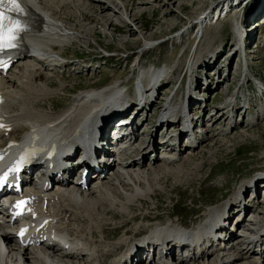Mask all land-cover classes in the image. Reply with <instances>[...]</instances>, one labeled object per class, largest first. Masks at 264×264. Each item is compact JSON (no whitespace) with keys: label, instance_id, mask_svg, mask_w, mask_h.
<instances>
[{"label":"bare ground","instance_id":"bare-ground-1","mask_svg":"<svg viewBox=\"0 0 264 264\" xmlns=\"http://www.w3.org/2000/svg\"><path fill=\"white\" fill-rule=\"evenodd\" d=\"M88 1L96 5L87 4ZM160 1L164 4V7H166L168 2L171 3V0ZM215 1L213 0V2ZM17 3L22 9L20 12H8L6 8L2 9L5 10L7 16L18 21L24 28L15 42L16 46L8 51L12 54L8 56L7 60H13L14 58L16 60L10 63L6 73L0 77V122L12 126L9 135L13 131L21 129V135L16 140L18 142L10 148V151H15L25 145L41 151L49 150L50 153H47V155L44 152L39 153L35 162L37 164L44 162L47 165H52L55 162L56 154L65 143L73 135L89 126L94 112L100 110L104 105V95L119 85V83L103 91L82 92L74 98L73 103L67 108L68 111L60 115H52L47 112L48 108L44 110L37 106L35 109L31 107L26 112H13L12 110L19 107L21 105L20 102L25 100L21 90H32L35 86L34 82L37 79H50L56 68L60 69L67 65L66 61L61 62L58 60V57L63 56L67 47H74V45L76 47H83L84 45L89 47V42L92 41L91 39L95 34V28L92 27L90 30H85L86 27L83 22L94 14L95 10H97L98 19H104L103 23L106 25L103 27H112L113 33L116 34L121 32L122 26L133 36L140 34L138 33L139 29L136 28L139 20L137 15L133 14L134 6H131V3L129 4L127 0H110V2H106L105 0H17ZM234 6H238L237 0H218L214 4H210L201 16L195 17L191 21L187 20L185 25L188 26L190 24L188 29H184L173 39L170 38L168 40L171 44L179 45L181 40L185 39L184 36L191 29L196 28L197 35L194 37L195 48L191 51L187 50L185 55L183 54L181 57V62L179 61L173 69L169 68V71L166 72V74H169V77L157 87V95L150 101L149 105L145 109L137 110L128 124L118 128L123 130L116 141L121 149L117 153L107 152L106 163L99 165L96 172H92L95 176L90 175L87 177V184L84 188H81L79 185V178L62 180L54 184L50 189H44L42 182L38 184L23 182V191L25 192L27 205L21 214H15L12 210L8 209V206L0 204V243L6 244L5 250L0 245V264H102L101 258L106 256H111L108 264H264V200H258L259 203L257 202L261 194L264 199V174L251 180L252 186L248 184L249 182L240 186L234 197L224 202L221 207L211 208L204 214L200 223L197 222L194 228H191L196 229V232H192V234L182 233L179 237L175 236L171 232V229L176 225L190 227L189 225L178 224L177 222L163 224V226L156 224L153 227L146 228H141L138 225L135 233H130L131 228L120 227L117 230H123V232L117 240H109L108 237H104L102 231L103 225L111 224L113 221L110 219L116 218L115 213H105L103 211V207L108 201L111 202L112 206L121 205V198L123 197L125 199L124 205L136 206L142 199L144 201L149 200L151 191L142 192L138 185L146 182L150 174L162 172L163 167L168 168L169 166H173L178 170L175 174L177 179L175 183L177 186H181L188 182V180L200 178L203 168L217 161L218 152L216 151L209 153L207 161L201 159L202 162H196V159L192 158L191 153H188L185 157L183 156L191 150L190 148L195 149L196 146H199L203 142L212 140V137H209L208 134L200 133L198 130V127H202L201 124H204L202 120L205 119L207 114H204L203 117L201 115L197 116V112L199 113L197 108L200 105L192 106L193 109L189 113V121L193 124L194 134L197 137L193 145L187 144L184 146L181 145L184 142H181L176 146H160L155 141V135L161 129L154 126V122H151L152 117L148 116V113L156 111V107L161 106L158 101H160L162 96L160 95L161 92L163 93V90H165L163 88L170 83H176L179 76L185 71H187V76H191L194 82L199 85L198 88L201 87L199 75L196 79L194 78L196 73L199 72V67L203 69L207 67V64H209L208 66L212 63L217 64L219 62L218 57H221L225 50L221 46V52H218V57V53H216L212 60L207 59L202 61L203 58L207 57V55L205 57L201 56L203 48L209 36L215 34L213 25L228 17L232 12L237 14ZM241 6L243 7L244 4ZM66 7H70V15L61 11V9ZM208 9L212 11L208 13ZM100 10L104 13L110 11L115 13L118 19L116 20L112 17L113 15L109 19L101 18ZM90 11L92 12L90 13ZM61 13L62 15L65 14L67 19L69 16L74 17L75 23L72 24L66 18H63V16H59ZM174 29L175 27L165 33L172 34L175 31ZM172 30L174 31L172 32ZM233 31L236 41L239 36L245 37V32L242 31L239 24L235 25ZM101 34L107 35V32L104 30L101 31ZM144 35L141 33L139 38L145 41L143 50L149 51L154 41L152 39L153 36L144 38ZM247 40H249L248 34L245 42ZM130 42L124 41V44H130ZM131 44L135 46V43L132 42ZM236 45L237 43L233 46ZM234 50L235 48L233 47V52ZM137 52L143 53L140 50ZM5 53L7 52L4 50L0 51V56ZM248 53L250 54L251 51ZM37 54L40 56L42 62L36 61L32 57ZM144 58L146 60L149 59L148 56ZM230 58H228V61H230ZM139 62L135 61V66H133V70L139 72V83L145 82L148 86L153 85L157 78L156 74L159 71L151 74L148 72V68L139 69L140 66L144 65L145 60ZM163 64L165 65V63ZM148 66H150V63ZM215 66L211 71L212 74L208 77L215 75V71L217 70ZM14 67L16 68L15 70H13ZM163 70L165 69H161L160 71ZM131 73L133 74L132 71ZM222 80L223 78H220V81L218 79L217 83L219 84L216 83L214 89L217 85L218 88L221 86V82L224 81ZM235 80H238L237 82H240L243 86L241 78L235 76ZM163 84L166 85L162 87ZM232 85L234 86L235 83ZM210 87V84L205 85V89H211ZM241 87L236 88L229 101L221 108H217V114H213L214 118L210 119H213L216 123L230 120L228 122H233L231 125L232 129L235 128L234 126L238 128L241 125L240 122L244 118L246 110L243 104H236L235 108L238 112H241L243 109L241 119H234L226 109L234 99L238 98L240 100L243 98ZM169 90L170 92L172 91V89ZM54 94H56L55 91ZM40 95L46 96L44 98L48 100L53 96V93L46 86L44 87V91L39 94V97ZM72 95L62 109H55L54 111L58 112L65 109L71 101ZM205 96L204 100L208 98L207 93ZM30 103L32 102H29L28 105ZM257 108L263 109V117L264 104L260 103ZM250 109H253V105ZM193 110L194 116H192ZM135 117L139 118V121L136 122ZM262 117H256L254 121L245 117L250 123L245 122L243 128L254 127L256 120H264V117ZM146 123H150V126L152 125L153 128L157 129L153 130L150 127L149 131L145 130L141 132L142 130H137V126L139 127V125ZM167 126H175V123H169ZM127 128L128 130L126 131ZM161 128L163 130V127ZM152 131L153 133L150 134ZM224 133L227 135V130ZM252 137L254 136L251 134H244L240 140L253 139ZM149 143L152 148L151 151H147ZM241 144L239 143L238 146ZM180 145L185 147V149H180L182 148ZM159 147L161 149L160 157H158L157 151ZM228 148L230 150L229 146ZM151 153L155 156L150 157ZM171 154L175 155L171 156ZM179 155H182L180 159ZM157 162L162 164L161 169L156 170V168L152 167ZM146 163H149V165L145 166ZM110 169L113 170L111 174L107 173ZM73 170H71V173ZM102 177L106 179L105 183L101 182ZM92 181L94 182V186L91 190H88L92 186ZM109 191L114 192L112 200L107 198ZM117 191L120 192L122 197L118 195ZM246 192H250L249 198H252L244 202L242 196L246 198ZM235 205H241L245 214L239 221L237 212L232 210ZM225 206L228 207L230 212L227 213L226 219L223 220L224 227L218 228L214 221L213 213ZM249 213H254L257 216L258 222L249 223L248 219L245 218ZM108 214L111 216L106 218ZM125 214L123 213V215ZM234 214L237 217H234ZM80 219H84L85 222H80ZM233 219V226H229L230 223L228 221H232ZM194 222L196 220L191 221V223ZM125 223L127 222L122 221L116 226H121ZM18 224L21 227H17ZM140 228L148 230V234L144 236L145 233H143V238L137 240L135 238L140 234ZM96 232L100 234L98 238L95 236ZM210 232L215 236L224 233L226 238L225 240L218 241L216 246L199 247L197 250L195 242L198 239H203V242L205 240L207 242L213 240V234L211 235ZM251 232L252 235H250ZM19 233H22L21 238Z\"/></svg>","mask_w":264,"mask_h":264},{"label":"rangeland","instance_id":"rangeland-1","mask_svg":"<svg viewBox=\"0 0 264 264\" xmlns=\"http://www.w3.org/2000/svg\"><path fill=\"white\" fill-rule=\"evenodd\" d=\"M105 1L110 2V0H105ZM132 1H134V2H132ZM217 1L218 0H216L215 2H217ZM127 2L129 4L132 2L130 5L134 6V13L133 14L137 15V17H138L139 21L137 22V26H136V28L139 29L138 33H140V34L143 33V35L145 34L144 38L153 36L152 39L154 41L152 42V46H150V48L154 47V44L156 42H161L164 40H166L165 42L167 44L171 45V46L170 45L165 46L166 47L165 54H167V56L172 55V58L170 61H174L169 66L170 69H173L179 63V61L181 62V57L183 56V54L185 55L187 50L191 51L193 48H195L194 37L197 35L196 34V32H197L196 28L191 29L184 36L185 39L181 40V43L179 46H178V44H171L168 40L170 38L173 39V37L177 36L184 29H188L190 24L188 26L185 25L187 20L191 21V20H193V18L201 16V14L210 6V4L215 3V2H213V0H171V3L168 2V4H166V7H164V4L160 0H127ZM237 2H238V6H236V7L234 6V10L237 11V14L232 12L228 16V17H230L229 19H228V17H225L213 25V28H214L213 31L215 34L209 36V38L206 42V45L203 48V52H202L203 55L201 54V56L205 57V55H207V53L210 51L211 46L214 47L215 45L223 46L226 50L227 47L229 46V44L232 42L233 38H235L233 28L235 27V25L239 24V27L242 29L243 32H245V37L247 36V34L249 37L250 42L248 41V43H249V47L251 48V50H249V51H251L249 56H250V58L255 57V61L252 60L251 72L261 74L264 76V0H237ZM89 3H90V1L87 2V4H89ZM242 4H244L243 7L241 6ZM90 5L95 6L96 4L90 3ZM70 6H72V5H70ZM61 11L63 13L69 14L70 7H66L64 9H61ZM96 11L97 10H95L94 14H92L87 20H84V22H83L84 26L86 27L85 30H90V28H92V27L95 28V34H94L93 38L91 39L92 41L89 42V47H86L85 45L83 47H76L74 45V47L72 46V47L67 48L66 52H64V55L66 56V63H67V65H65L66 67L64 66L63 68H60V69L56 68L54 70V72L52 73V76L50 79L49 78L47 80L37 79L34 82L35 86L32 88V90H30V91L27 89L21 90V92H23V94H24L25 100L21 101L20 102L21 105H19V107H16L15 109H13L12 110L13 112H16V113L26 112V111H28V109H31V107H34L33 109L40 107V108H43L44 110H47V108L44 107V103H45V101L49 102L50 99L45 100L46 96H43V95H40V97H39V94L44 91V87H46V86L48 87V90L50 92L52 91L53 95H54V91H55V93L62 92V93L67 94V98H65V100L63 101V106H60L58 109H62L65 106V104L69 101L71 95L73 94L71 101L68 103V105L66 106L65 109L58 111V112H55L54 110H51L50 108H48L49 111L47 110V112H49L52 115H60L63 112L68 111L67 108L73 103L74 98L76 96L80 95L82 92L87 93V92H91V91H103L107 88L113 87L117 83H123L124 82V84H125L124 79L128 78L131 75L135 77L136 84L139 83V81H140L139 72H137L136 70H133V66H135L134 62H135V57H136L137 51H139V49H141V51H145V50H143L144 49L143 46L145 44L144 39L142 40L139 38L140 34H136L133 36V34L128 33V31L125 30V28H123V26L121 27L122 28L121 32H119L117 34L113 33L112 27L104 28L103 26L106 25L103 23L104 19L99 20L98 19L99 17H97ZM210 11H212V10L208 9V13ZM91 12L92 11H90V13ZM99 13L101 15V18L104 17L106 19H109L113 15L112 17H114L116 20L118 19V16H116L115 13H113L111 11L104 13L102 10H100ZM59 16H63V18L67 19V16L65 14L62 15V13H61ZM92 16H95V17H92ZM67 20H68V22H71L72 24L75 23L74 17L69 16V18ZM92 24H94V25H92ZM174 27H175V29H174L175 31L172 30V32L174 31L172 34H166L165 33L166 31H169L170 29H172ZM104 30L107 32V35L101 34V31H104ZM123 31H124V33H123ZM249 35H251V36H249ZM222 38H224L226 40H230L229 43L225 42L224 39H222ZM124 41H126V42L131 41V42H130V44H124ZM252 41H253V43H252ZM132 42L135 43V46L131 44ZM234 42H235V44L237 43L236 38L234 39ZM136 43H137V45H136ZM235 44H233V45H235ZM173 46H176L175 50L173 49ZM181 47H184L185 49L177 57V54H178L179 50L181 49ZM225 50L222 53L221 57L220 56L218 57V61L223 59L222 63L219 62V64L220 63L221 64L218 67H217L218 64L215 66L217 68V70L215 71V75L218 74L219 81H220V78H223L224 81L222 80L223 82H221V86L224 84L225 89H223L224 86H223V88H221V86L218 88V85L214 89V86L211 85V89H209V88L207 89L208 90L207 91L208 98L206 100H208V101L205 103V105L202 102L201 106L202 105H204V106L203 107L200 106L199 108H197L199 111V113L197 112V114H198L197 116L201 115L203 117L204 116V114H202L203 111H206V113H207L205 116V119L201 118V119H203L202 122L203 121L206 122L205 127L203 126V124H201L202 129H198V130L200 133L208 134L209 137H212V140L210 139V140L203 142L199 146H196L195 149L190 148L191 150H189V152H186V154L183 155L185 157L188 155V153H191L192 158L196 159V162H202L201 159L207 161V157H209L208 156L209 153L216 151V152H218L217 153L218 154L217 161L210 164L211 166L209 164L207 166H205L202 170L203 173L201 172V174H200V178H198V179L194 178L192 180H188V182H186L185 184H183L181 186H177L175 183V181L177 180L175 177V174H176V172H178V170L173 166H169L168 168L163 167L162 172L160 171V172H155L154 174H150L148 177V180L146 182L138 185V187L141 188L142 192L151 191V195H149V200L144 201L142 199L139 201V203H137L136 206L124 205L123 202L125 199L122 197L120 192L117 191L118 195H121V197H122L121 198L122 204L112 206L111 202L108 201V203H106L103 207V211L105 213H115L116 214V218L110 219L112 221H114V220L115 221H114L113 226L111 227V230L109 231V233H106L104 229L102 230L104 233V237H106V238L108 237L109 240H117L118 238H120V236L122 235V232H123V230H117V228H120V227L121 228L126 227V229L131 228L130 233H133V232L135 233L136 227L139 224L142 225L143 221L150 220L152 218L159 220V221L157 223L153 222L154 224H152L148 227H153L156 224L161 225V226H163V224L164 225L168 224L169 223L168 221H161L157 217L148 216L146 213L141 214L138 212H140L141 208H143V207L148 211H151V209L157 210L158 208H160L158 210V213L160 214V216L165 217L168 210H170V204L168 203V198H170L171 201L176 200L177 203L175 205H173L174 209H180V211H181L182 205L180 202H182V199L181 200L178 199V197H180V196L177 193L173 192V190H176L178 187H179V190L181 192H183V190L185 189L187 194L190 193L191 198L194 197L193 199L210 200V201L213 200L216 202L212 205L207 206V209L204 211L203 215L198 220V222L200 223L204 214L207 213L211 208H214L217 206L221 207L224 202H226V201H228L234 197L237 189L240 186H242L243 184H245L247 182H250L251 180H253L257 176L264 174V150H263L264 149V120L263 121L256 120V124L254 127L243 128V124L245 122L250 123L249 120L247 118H245V116H244V118H242V120L240 122L241 125L238 128H236V126H234L235 128L232 129L231 124H230L231 122H229L230 127L227 130L225 128V124L230 120H226L223 123L221 121L216 123L213 119H210V118H214L213 114H215V115L217 114V112H216L217 108H221L222 106H224L226 104L227 101H229L231 95H233L234 92L236 91V88L237 87L240 88L242 86V84L240 82L239 83L237 82L238 80H235V76H237V73L240 72L239 68H237V67L235 68V66H234V59H235V56L238 55V53L234 54V52H232V53L230 52L229 55H226ZM100 51H102V52L107 51L109 53H113V56H114L113 59L108 61L107 58H100L99 57V55L101 53ZM163 52H164V49H161V50L160 49L157 50L155 48L150 49L148 51V53L152 54V55L151 56L149 54L146 55L149 57V59L148 60L145 59V62L146 63L149 62L150 65L151 64L154 65L158 61H162V63H165L166 61L163 60V58H162V57H164ZM153 54H155L157 56V58H159V59H156V57H154ZM92 57H94L95 61L90 62V59ZM176 57H177V59H176ZM229 57H231L230 61H228ZM79 58H80V60H78L79 62L90 63V65H93V68H95V69L98 68V67L96 68V65L101 66L102 70L100 71V74L98 75V71L93 72L92 67L90 65H87V66L81 65V64L77 63V60H74V59H79ZM208 65L209 64H207V67L206 66H204V67L209 68L210 66H208ZM236 65H238V64H236ZM15 67L13 70L16 69ZM70 67H72L73 69H77V72L72 73V74H68L67 76H58L57 75L58 71H60L62 69H67ZM225 67H226V72L221 71V69H223ZM229 67H230V69H229ZM147 68H149V66ZM161 69H165V68L160 67V70ZM201 69L202 68L199 67V72L201 71ZM212 69L210 70V72L212 71ZM131 71L133 72V74L131 73ZM181 76L186 77L187 71H185L183 74H181ZM197 76L198 75L196 73V76H194V78L196 79ZM71 77L74 78L75 80L80 79L82 81L81 82L80 81L74 82L71 79ZM187 77L191 78V76H187ZM198 77H200V76H198ZM95 78L96 79L101 78V79L96 81ZM101 80H102V82H105L107 80V84L104 85L103 87H101V85L99 83H97V82H101ZM70 82H72V83H70ZM233 83H235V85L233 86L234 89L230 90V86ZM248 83H250V82H247V84ZM173 84L174 83L163 88V89H165V90H163V93H166L167 91L170 92V90L168 88H170ZM217 84H219V83H217ZM76 88H78V90ZM73 89H76V90H73ZM244 90H245V92H247L246 89H244ZM36 92H38V94H36ZM163 93L161 92L160 95H163ZM15 98H16V96H15ZM60 98L61 97H59V99ZM30 100H32V101H30ZM33 100L35 103L33 102ZM29 102H32V103H30L28 105ZM159 102L160 101H158V103ZM33 104H35V105H33ZM252 105H253V109H256L258 107L255 103ZM20 106H22V107H20ZM28 106H29V108H28ZM23 107L26 109H24ZM158 107L159 106H157L156 108H158ZM21 108H23V109H21ZM149 111H152V110H149ZM156 111L148 113V116L150 115L152 117L151 122L155 121ZM151 113H153V114H151ZM192 116H194V110L192 111ZM208 118H209V120H208ZM245 119H247V120H245ZM150 123H146L147 129L146 128L142 129L143 127H145V125H143L140 128V129H142V131L141 130L140 131L141 132H144L145 130L149 131L150 127L152 129L153 127H152V125L151 126L149 125ZM135 126H137V125L135 124ZM156 129L157 128H153V130H156ZM137 130H139L138 126H137ZM225 130H227L228 134L231 133V137H229L230 134L229 135L227 134V136L225 135V133H224ZM207 131H209V132H207ZM152 133H153V131L150 132V134H152ZM244 134H251L254 136V137H252L253 139H249V140L250 141L255 140V142L260 146L258 153L263 150L260 153V155H257L256 153H254L252 155L251 160H250L251 157H250L249 153H246V159H244L243 157L240 156L241 154H243L242 149H237V148H240L243 146V143L240 146H238V144L242 142V140H240V139H241V136H243ZM142 135H143V133H142ZM220 136H226V137H220ZM244 141L246 143H249V142H247L248 140H244ZM185 143L186 142H184L183 144L181 143V145L186 146L187 143L186 144ZM181 145H180V147H182ZM228 146L234 152L228 153V151H229ZM180 149H185V147H182ZM157 151H158V157H160L161 156L160 147H159V149H157ZM174 155L175 154H171V156H174ZM153 156H155V155H153ZM181 156L182 155L178 156L179 159ZM236 156L237 157L240 156V157L236 158ZM239 158H241L242 160L238 161ZM243 159L246 161V164H245V161H243ZM247 162H249L251 164L250 171L251 172L255 171V174H252L250 176H244L243 177L244 179L241 182L239 181L240 183H238V185H236V183H234V184H229V182L226 183V181H225L226 178H232V179H230V182H237V180L241 177L242 174H238V178L236 180L233 178L237 177L236 172L239 171L240 167H241V169H244V171L249 168V165ZM147 165H149V163H146L145 166H147ZM153 165L154 166H152V167L156 168V170L162 168L161 163L157 162ZM182 169H185V168H182ZM112 171L113 170L110 169L107 173L111 174ZM208 172H209V174H208ZM248 172H245L244 174H246ZM217 173H220V174L215 176ZM207 174H208V176H206ZM105 181H106V179L102 177L101 182L105 183ZM91 184H92V186H90L88 190H91L93 188L94 182L92 181ZM172 187H174V188L172 189ZM213 188H215V189L213 190ZM88 190H85V191H88ZM197 190H199V191H197ZM113 193L114 192H110V191L108 192V194L106 193L107 198L109 200H112V198H114ZM248 193H250V192H246V194H248ZM106 194H105V196H106ZM263 195H264V193H263ZM242 198L244 199V202H246V201L250 200L252 197L248 199V197L246 196V198H247L246 199L244 196H242ZM258 200H260V201L264 200L262 197V194L260 195V197H258L257 202H258ZM203 202H207V201H203ZM185 204L189 205V202L186 201ZM203 206H204V208H206V205H203ZM196 211H197V213L203 212V207L199 206L196 209ZM191 212H193V211H191ZM123 213H126V214L123 215ZM172 215H174V214H167L166 218H169ZM110 216L111 215L108 214V215H106V218H108ZM234 217H237L236 214H234ZM118 218H121L120 222L116 221V219H118ZM122 221L127 222V223H125L121 226H116L117 224L121 223ZM80 222H85V220L80 219ZM175 222H177L178 224H185V223H182V221L178 220V219L171 222V224L175 223ZM196 223L197 222H194L193 225ZM185 225H187V224H185ZM109 227H107L106 230H108ZM143 233H145L144 236H146L148 234V230H144V229L140 228V234H138L137 235L138 237L135 239H137V240L142 239ZM250 235H252V232L250 233ZM95 236H96V238H98L100 236V234L98 232H96ZM110 258H111V256H106V257L101 258L102 264H104V263L108 264V261L110 260Z\"/></svg>","mask_w":264,"mask_h":264},{"label":"snow or ice","instance_id":"snow-or-ice-1","mask_svg":"<svg viewBox=\"0 0 264 264\" xmlns=\"http://www.w3.org/2000/svg\"><path fill=\"white\" fill-rule=\"evenodd\" d=\"M3 8H6L8 12L22 11L17 0H0V51L14 48L20 31L19 23L7 16Z\"/></svg>","mask_w":264,"mask_h":264}]
</instances>
